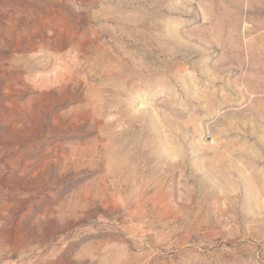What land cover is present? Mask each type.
<instances>
[{
	"label": "rangeland",
	"instance_id": "rangeland-1",
	"mask_svg": "<svg viewBox=\"0 0 264 264\" xmlns=\"http://www.w3.org/2000/svg\"><path fill=\"white\" fill-rule=\"evenodd\" d=\"M0 264H264V0H0Z\"/></svg>",
	"mask_w": 264,
	"mask_h": 264
}]
</instances>
